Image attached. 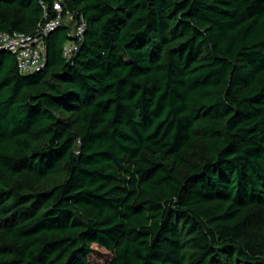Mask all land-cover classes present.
Returning <instances> with one entry per match:
<instances>
[{"label":"trees","instance_id":"1","mask_svg":"<svg viewBox=\"0 0 264 264\" xmlns=\"http://www.w3.org/2000/svg\"><path fill=\"white\" fill-rule=\"evenodd\" d=\"M64 2L70 59L0 50V264H264V0Z\"/></svg>","mask_w":264,"mask_h":264},{"label":"built area","instance_id":"2","mask_svg":"<svg viewBox=\"0 0 264 264\" xmlns=\"http://www.w3.org/2000/svg\"><path fill=\"white\" fill-rule=\"evenodd\" d=\"M64 1L55 0L52 2L51 16L48 10L43 8V21L37 26L33 35L0 34V50L7 51L15 57L20 73L31 74L44 67L45 39L50 33L61 27L70 26L71 28L69 34L71 40L64 44L63 57L70 59L77 49L74 40L82 38L86 24L82 17L74 20V14L64 6Z\"/></svg>","mask_w":264,"mask_h":264}]
</instances>
